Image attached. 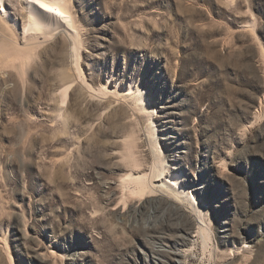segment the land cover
<instances>
[{"label":"rangeland","instance_id":"1","mask_svg":"<svg viewBox=\"0 0 264 264\" xmlns=\"http://www.w3.org/2000/svg\"><path fill=\"white\" fill-rule=\"evenodd\" d=\"M71 1L85 80L143 89L210 243L173 198L123 207L128 138L145 168L154 160L127 103L93 99L76 80L65 127L55 121L59 75L76 72L60 35L24 77L0 67V264H264V0ZM6 8L19 24L0 22V56L25 48L21 16Z\"/></svg>","mask_w":264,"mask_h":264},{"label":"bare ground","instance_id":"2","mask_svg":"<svg viewBox=\"0 0 264 264\" xmlns=\"http://www.w3.org/2000/svg\"><path fill=\"white\" fill-rule=\"evenodd\" d=\"M7 6L12 7L16 15L21 16L19 17L23 22V32L20 40L23 42L25 48L22 46L23 48L20 49L18 46L19 48H17L14 53L11 52L10 55H5V53L1 52L3 53V56H0V67H16L18 73L24 77L27 73L28 67H30L35 61L37 52L41 46L49 40H57L56 38H59L60 35L64 37L70 43V46H72L74 57L73 62L76 72L74 71L75 76L69 71H63L61 76L59 75L63 84L58 92L60 105L56 108L55 121L59 125H63V128L65 127L67 118L65 116L64 107L70 98V91L75 86L76 80L82 84V88L86 89L93 99H99L102 101L103 99H106L107 101L113 99L115 101H123L127 103V107H130L134 112L133 115L137 114V117L141 119V122L142 120L144 121L145 130L149 135L150 144L154 153V160L149 169L145 168V164H143V161L138 158L135 151L139 145L138 138L135 134H132L128 138L126 144L128 148L125 159L129 169L120 182L122 187L121 202L124 205L123 207L126 208L133 198L143 199L158 194L167 198H173L178 202H181L188 211L194 214L198 221L197 235L202 238L204 246L208 245L211 239V232L204 210L195 197L194 186L186 183L181 173H176L166 164L156 136L157 132L154 121L156 118V111L151 103L147 101L143 89L139 86L137 89L129 88L121 90L119 87L113 89L111 86L105 85L96 88L85 80L83 71L80 67L82 29L75 13L73 12L72 1L0 0V22H4L8 25L13 22L10 27L7 25V29L9 30L14 27L17 31L19 22L16 18H12L11 20L10 12L6 8ZM14 28H12L13 31ZM15 34L14 35L18 37L19 33ZM3 42L4 41L0 40V50L5 51L3 45L8 43ZM9 50L10 49H8V51ZM113 102L110 101L109 104L112 105ZM125 103H123V105ZM144 208L145 205L142 206V210ZM96 212L97 210H94V214H96ZM249 248L250 246H246V252L248 253H250ZM175 256H181V254L176 253ZM11 260L12 263H14L13 259Z\"/></svg>","mask_w":264,"mask_h":264}]
</instances>
